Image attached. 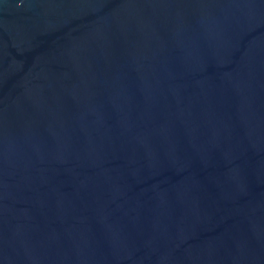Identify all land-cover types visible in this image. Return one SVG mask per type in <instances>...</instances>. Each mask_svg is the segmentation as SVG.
Wrapping results in <instances>:
<instances>
[{"label": "water", "instance_id": "water-1", "mask_svg": "<svg viewBox=\"0 0 264 264\" xmlns=\"http://www.w3.org/2000/svg\"><path fill=\"white\" fill-rule=\"evenodd\" d=\"M0 264H264V0H0Z\"/></svg>", "mask_w": 264, "mask_h": 264}]
</instances>
